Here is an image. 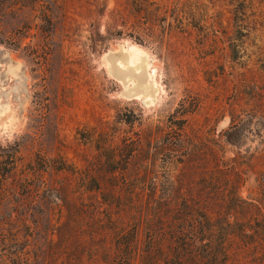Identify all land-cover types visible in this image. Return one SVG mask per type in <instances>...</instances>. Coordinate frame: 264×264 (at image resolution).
<instances>
[{"label": "rangeland", "instance_id": "1", "mask_svg": "<svg viewBox=\"0 0 264 264\" xmlns=\"http://www.w3.org/2000/svg\"><path fill=\"white\" fill-rule=\"evenodd\" d=\"M129 50L147 98L109 66ZM151 181L204 227L221 192L264 218V0H0V264H118ZM244 239L226 264H264Z\"/></svg>", "mask_w": 264, "mask_h": 264}, {"label": "trees", "instance_id": "2", "mask_svg": "<svg viewBox=\"0 0 264 264\" xmlns=\"http://www.w3.org/2000/svg\"><path fill=\"white\" fill-rule=\"evenodd\" d=\"M227 170L224 168L221 171L226 173ZM155 188V182H149L144 205L139 202L133 206L134 224L131 233L127 238L120 233L122 241L118 246L123 257L118 264H132L135 260L138 264H159L161 261L169 264H226L232 237L240 241H245V237L260 240L263 244L258 245H264V218L256 203L242 198L238 192H221L217 196L219 202H213L215 223L204 227L201 216L208 224L207 214L197 211L195 196L191 195L193 192L184 194L175 190L176 187L169 186L170 191L160 195L155 192ZM128 197L137 200L139 195L130 193ZM110 200L105 198L104 203L110 205L113 203ZM220 202L221 209L218 208ZM250 216L257 219L256 228L251 227ZM64 226L67 228L68 224L64 223ZM114 228L118 229L115 226L110 229ZM141 229L147 233L142 245L138 243ZM212 235H215V239L209 241Z\"/></svg>", "mask_w": 264, "mask_h": 264}, {"label": "bare ground", "instance_id": "3", "mask_svg": "<svg viewBox=\"0 0 264 264\" xmlns=\"http://www.w3.org/2000/svg\"><path fill=\"white\" fill-rule=\"evenodd\" d=\"M132 51L115 53L110 58L109 66L127 90L136 96L142 94L141 96L145 95L144 97L147 98L151 95L152 88L148 81L150 74L146 68V59L140 51Z\"/></svg>", "mask_w": 264, "mask_h": 264}]
</instances>
